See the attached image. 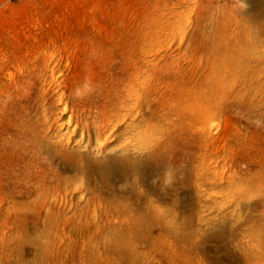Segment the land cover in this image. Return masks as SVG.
<instances>
[{"label":"rangeland","instance_id":"374dc122","mask_svg":"<svg viewBox=\"0 0 264 264\" xmlns=\"http://www.w3.org/2000/svg\"><path fill=\"white\" fill-rule=\"evenodd\" d=\"M0 264H264V0H0Z\"/></svg>","mask_w":264,"mask_h":264}]
</instances>
